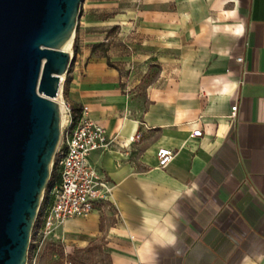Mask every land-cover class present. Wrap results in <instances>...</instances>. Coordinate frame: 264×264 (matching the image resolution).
I'll return each instance as SVG.
<instances>
[{
    "label": "crops",
    "instance_id": "0c3cea01",
    "mask_svg": "<svg viewBox=\"0 0 264 264\" xmlns=\"http://www.w3.org/2000/svg\"><path fill=\"white\" fill-rule=\"evenodd\" d=\"M70 54L61 99L112 139L88 156L111 191L60 227L65 252L264 264V0H82Z\"/></svg>",
    "mask_w": 264,
    "mask_h": 264
},
{
    "label": "water",
    "instance_id": "95a60500",
    "mask_svg": "<svg viewBox=\"0 0 264 264\" xmlns=\"http://www.w3.org/2000/svg\"><path fill=\"white\" fill-rule=\"evenodd\" d=\"M82 0H0V264H26L60 137L57 95Z\"/></svg>",
    "mask_w": 264,
    "mask_h": 264
},
{
    "label": "built area",
    "instance_id": "2783aa9c",
    "mask_svg": "<svg viewBox=\"0 0 264 264\" xmlns=\"http://www.w3.org/2000/svg\"><path fill=\"white\" fill-rule=\"evenodd\" d=\"M237 62L241 59L237 58ZM59 80L60 137L52 160L57 182L50 183L46 194L47 204L39 207L33 228V243L38 245L48 235L56 236L62 225L70 219H83L95 210L99 203L109 201L111 187L99 176L97 170L88 162L91 152L102 151L111 143L103 130L85 117L81 108L74 118L71 108L61 99ZM236 105L229 109L228 118L233 120ZM201 132L194 130L191 137H200ZM175 153L168 149L156 150V166L163 169ZM42 201V200H41Z\"/></svg>",
    "mask_w": 264,
    "mask_h": 264
},
{
    "label": "rangeland",
    "instance_id": "374dc122",
    "mask_svg": "<svg viewBox=\"0 0 264 264\" xmlns=\"http://www.w3.org/2000/svg\"><path fill=\"white\" fill-rule=\"evenodd\" d=\"M68 52L71 53V46ZM31 234L33 236V229L27 249V264H108L104 249L101 248L102 243L98 241L90 242L84 248H72L70 252H65L58 235L45 236L35 245Z\"/></svg>",
    "mask_w": 264,
    "mask_h": 264
},
{
    "label": "trees",
    "instance_id": "16d2710c",
    "mask_svg": "<svg viewBox=\"0 0 264 264\" xmlns=\"http://www.w3.org/2000/svg\"><path fill=\"white\" fill-rule=\"evenodd\" d=\"M73 43L74 42H72V47H73ZM71 112H72V110H71ZM72 115H73V113H72ZM57 182V175L55 174V169H54V167H52V169H51V172H50V177H49V180H48V182H47V185H46V188H45V191H44V194H43V197H42V201H41V207L43 206V204H45L46 203V201L48 202L49 201V198H48V196H47V194H46V191H47V188L49 187V185H50V183L51 182ZM40 207V208H41ZM39 212V211H38ZM35 223V222H34ZM31 237H32V234H31ZM29 248V247H28ZM29 262V259L27 258V260H26V264Z\"/></svg>",
    "mask_w": 264,
    "mask_h": 264
},
{
    "label": "bare ground",
    "instance_id": "6f19581e",
    "mask_svg": "<svg viewBox=\"0 0 264 264\" xmlns=\"http://www.w3.org/2000/svg\"><path fill=\"white\" fill-rule=\"evenodd\" d=\"M70 46H71V43L68 42V43L62 48V50L68 52ZM68 53H69V52H68ZM60 79H62V76L60 77ZM58 97H59V89H58L57 95H56L52 100L55 101L56 103H59Z\"/></svg>",
    "mask_w": 264,
    "mask_h": 264
},
{
    "label": "clouds",
    "instance_id": "9594fccd",
    "mask_svg": "<svg viewBox=\"0 0 264 264\" xmlns=\"http://www.w3.org/2000/svg\"><path fill=\"white\" fill-rule=\"evenodd\" d=\"M241 28H242V25H241ZM172 239L174 240V239H175V237H173ZM245 259H247V257H246Z\"/></svg>",
    "mask_w": 264,
    "mask_h": 264
}]
</instances>
